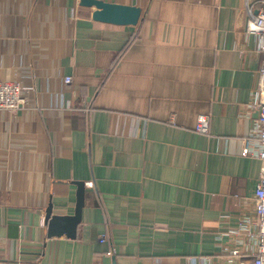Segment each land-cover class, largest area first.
I'll use <instances>...</instances> for the list:
<instances>
[{
	"label": "crops",
	"instance_id": "obj_1",
	"mask_svg": "<svg viewBox=\"0 0 264 264\" xmlns=\"http://www.w3.org/2000/svg\"><path fill=\"white\" fill-rule=\"evenodd\" d=\"M106 1L140 6L137 23L0 0V81L29 87L0 109V264H226L260 169L243 148L263 54L241 0ZM78 181L75 235H48L47 207L74 213Z\"/></svg>",
	"mask_w": 264,
	"mask_h": 264
},
{
	"label": "built area",
	"instance_id": "obj_2",
	"mask_svg": "<svg viewBox=\"0 0 264 264\" xmlns=\"http://www.w3.org/2000/svg\"><path fill=\"white\" fill-rule=\"evenodd\" d=\"M240 10L245 15V33L254 36L255 50L263 54L257 75L258 98L248 104L257 109L258 115L245 137L243 148L246 154L260 159V169L252 208L240 214L235 225L226 229L225 233L231 240L223 242L222 252L226 264H246V261L249 264H264V0H241ZM63 81L70 83L71 75H65ZM27 88L18 81H0V109L15 110L25 106ZM208 125V115L201 113L194 128L206 133ZM99 240H105V235H100ZM251 246L253 249L249 251ZM207 258L209 260L210 257Z\"/></svg>",
	"mask_w": 264,
	"mask_h": 264
},
{
	"label": "water",
	"instance_id": "obj_3",
	"mask_svg": "<svg viewBox=\"0 0 264 264\" xmlns=\"http://www.w3.org/2000/svg\"><path fill=\"white\" fill-rule=\"evenodd\" d=\"M80 4L93 7L91 11L93 20L113 24H136L141 14V7L133 4H123L106 0H80ZM77 187V200L74 213L66 215L54 214L52 213L50 204L47 207L44 221L47 225L48 235L62 233L68 236L75 235L84 202V181H78Z\"/></svg>",
	"mask_w": 264,
	"mask_h": 264
}]
</instances>
